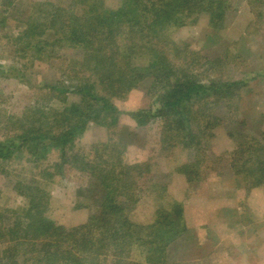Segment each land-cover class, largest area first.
<instances>
[{
	"label": "trees",
	"instance_id": "1",
	"mask_svg": "<svg viewBox=\"0 0 264 264\" xmlns=\"http://www.w3.org/2000/svg\"><path fill=\"white\" fill-rule=\"evenodd\" d=\"M87 1L82 14L73 4L41 1L27 17L19 39L23 49L34 51L37 58H52L65 46L83 52L81 59L71 60L66 67L77 101H69L68 89L63 87L58 93L63 102L61 110L28 109L30 116L16 123L12 139L0 142V158H9L13 150H37L41 142L51 138L62 151L56 173L65 174L73 167L87 176L94 174L105 194L85 224L67 227L46 216L50 201L46 190L37 183L19 181L27 202L20 209L0 208L2 254L9 264H166L168 246L186 229L185 206L172 203L169 208L157 209L153 222L146 225L130 215L142 196L157 189L158 183L150 176L151 160L127 163L126 145L120 139L99 145L102 149H96L91 160L86 155L68 154L67 150L91 123L110 120L109 125H116L119 117L114 113V99L124 98L149 80L155 109L125 111V115L138 124L151 113H155L152 117H161L162 151L185 147L203 153L204 142L213 136L209 130L217 124L211 123L209 106L222 97L241 99L237 90L245 80L234 77L224 84L212 81L215 79L205 82L193 68L198 60L178 61L181 51L177 45L159 49L158 44L172 37V28L197 22L202 12L208 14L212 28L223 29L231 0H118V6H107L105 0ZM2 2L8 6L13 0ZM263 3L250 1L253 10ZM183 45L189 51V43ZM146 46L157 52L156 58L149 67L139 70L132 56ZM166 56L168 63L159 65L160 58ZM207 63L213 70L218 67L214 59ZM260 76L263 79L264 73ZM212 94L215 97L208 99ZM108 146L113 168L105 158ZM253 147L255 152H262L261 157L250 151ZM238 151L241 159L237 157L230 164L233 174L240 175L235 177L237 187L245 182L249 188L264 189V145L246 139ZM182 168L190 183L207 175L202 165L184 164Z\"/></svg>",
	"mask_w": 264,
	"mask_h": 264
},
{
	"label": "rangeland",
	"instance_id": "2",
	"mask_svg": "<svg viewBox=\"0 0 264 264\" xmlns=\"http://www.w3.org/2000/svg\"><path fill=\"white\" fill-rule=\"evenodd\" d=\"M41 1L60 6L73 4L79 14L84 3H88L87 0H13L7 6L0 0V20L6 19L0 22V142L12 139L17 131L16 123L30 116L28 109L61 110L63 102L58 93L63 87L68 89V100L77 101L72 93L74 82L69 80L70 71L66 67L71 60L81 59L83 52L65 46L54 52L52 58L39 59L34 51L23 49L19 39L27 17ZM250 1L231 0L223 29L212 28L208 14L202 12L196 17L197 22L172 28V37L158 44L159 49L172 43L177 45L181 51L177 53L178 61L198 60L193 68L205 82L215 79L212 81L224 84L234 77L245 80L238 86L241 90H237L241 99L222 97L209 106L211 123L217 124L209 130L213 136L204 142L203 153L185 147L162 151L161 117H152L155 113H151L143 124H138L125 115V111L155 109L149 80L124 98L114 99V113L119 117L116 125H109L110 120L91 123L67 150L68 154L86 155L91 160L96 149H102L99 145L120 139L126 145L127 163L151 160L150 176L159 187L142 196L130 215L146 225L153 222L157 209L169 208L172 203L185 206L186 229L168 246L166 264H264V189L249 188L245 182L237 187L235 177L240 175L235 176L230 167L237 157L241 159L236 152L244 140H259L264 145V78L260 76L264 73V3L260 9L253 10ZM105 2L107 6L119 4L118 0ZM184 43H189V51L184 49ZM49 49L47 46L46 50ZM149 49L146 46L132 56L139 70L149 67L156 58L157 52ZM212 59L218 63L216 70L207 63ZM168 61V56L161 57L159 65ZM243 73L249 74L241 77ZM212 97L215 94L208 99ZM52 140L45 139L37 150H13L9 158H0V208L20 209L27 197L18 182L30 181L49 194L47 217L67 227L85 224L105 190L94 174L87 176L73 167L65 174L56 173L62 151ZM110 148L106 147L104 152L109 167L113 168ZM255 150L250 148L256 157L259 152ZM184 164L202 165L207 175L190 183L182 168ZM2 247L0 238V264H9ZM19 259L22 260L21 255Z\"/></svg>",
	"mask_w": 264,
	"mask_h": 264
},
{
	"label": "crops",
	"instance_id": "3",
	"mask_svg": "<svg viewBox=\"0 0 264 264\" xmlns=\"http://www.w3.org/2000/svg\"><path fill=\"white\" fill-rule=\"evenodd\" d=\"M234 212H236V213H237V212H238V209H235V210H234Z\"/></svg>",
	"mask_w": 264,
	"mask_h": 264
}]
</instances>
